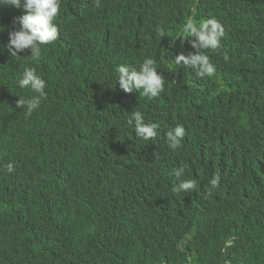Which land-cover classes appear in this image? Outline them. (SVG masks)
<instances>
[{"label": "trees", "instance_id": "1", "mask_svg": "<svg viewBox=\"0 0 264 264\" xmlns=\"http://www.w3.org/2000/svg\"><path fill=\"white\" fill-rule=\"evenodd\" d=\"M260 1L0 0V264H264Z\"/></svg>", "mask_w": 264, "mask_h": 264}, {"label": "clouds", "instance_id": "2", "mask_svg": "<svg viewBox=\"0 0 264 264\" xmlns=\"http://www.w3.org/2000/svg\"><path fill=\"white\" fill-rule=\"evenodd\" d=\"M42 0H32V1H26V0H1V6L4 8L9 9L10 6H15L16 8H26L27 11L24 13V17L28 16H38L40 12V3ZM26 3H29V5H25ZM154 17V16H153ZM20 20L18 19V23ZM264 24V0H261L259 3V6L254 9L250 15L245 16L244 19L239 22H231L225 19L218 20L215 23L214 28L210 32V34L207 37L206 45L204 48L198 53L199 56L196 54L193 58L184 60L182 63L190 61V60H199L203 56L210 57V54L217 52L222 45L228 47L229 45L236 44L240 42L243 38L245 48L248 50L255 51L256 48L248 45L246 43V39L249 35L250 29L253 26H258ZM39 29L33 30L32 28H29L31 32L34 34L42 33V34H48L50 35V32H48L49 26L47 24L38 23ZM57 37H54L50 41V45L54 44ZM28 40V39H27ZM49 42V39L46 41L41 42L36 46V53H40L42 47L47 46ZM250 61L248 62V67L252 69L251 73L246 72V67L240 63H236V70H238L239 76H256L261 73L260 71V65L259 61L260 58L258 55L254 54L252 56L247 57ZM262 61V60H261ZM264 64V61H262ZM262 95H264V90H259ZM1 152V148H0ZM83 248V244L81 241L78 240L77 236H74L70 251L73 254H76L77 256L80 253V250ZM246 255H250L256 251V247L254 246H248L246 248H243L242 250ZM122 264H134V263H128L124 260L122 261ZM226 264H230L227 262Z\"/></svg>", "mask_w": 264, "mask_h": 264}]
</instances>
